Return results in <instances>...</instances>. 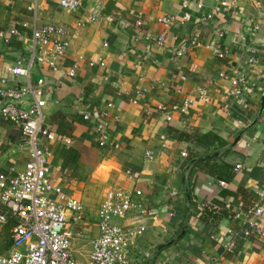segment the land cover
Instances as JSON below:
<instances>
[{
  "label": "crops",
  "instance_id": "obj_1",
  "mask_svg": "<svg viewBox=\"0 0 264 264\" xmlns=\"http://www.w3.org/2000/svg\"><path fill=\"white\" fill-rule=\"evenodd\" d=\"M81 1L83 8L67 11L58 0H0V69L28 59L35 16L39 25L59 24L69 32L70 47L61 68L49 71L36 65L31 75L46 80V123L71 139L69 145L50 143L56 182L74 195L70 180H76L77 164L93 152L103 157L94 172L102 165L117 168L122 174L116 185L142 189L146 212L116 219L145 227L129 253L131 264H264V238L239 236L234 252L223 246L229 229L243 227L244 219L236 214L247 216L264 188V0H226L230 8L221 6L224 0ZM94 7L97 20L78 25ZM186 12L189 20H184ZM163 16L176 20L160 45L157 39L164 27L158 19ZM137 20L143 21L141 28ZM181 47L187 52L178 56ZM217 47L228 50L224 59L216 56ZM80 55L84 60L72 77L67 71ZM91 59L105 65L90 66ZM222 71L245 74L242 95L228 93L233 87L230 78L219 76ZM180 86L181 93L176 91ZM198 86L207 87L209 102L197 101L188 113L176 112L171 121L156 109L195 95ZM110 101L111 134L121 148L101 152L95 115ZM86 111L94 116L86 119ZM208 132L225 144L197 140L196 133ZM22 139L21 126L0 117L1 173L24 168L27 152L20 146ZM68 148L77 154L65 152ZM147 150L153 151V158L146 157ZM207 157L233 165L234 177L224 180L206 170L190 176L193 163ZM128 168L136 180L126 179ZM110 174L109 170L102 178ZM240 187L247 191L245 198ZM96 229L86 258L78 246L80 238L74 241L76 257L83 262L99 234L98 224ZM91 234L85 231L83 239Z\"/></svg>",
  "mask_w": 264,
  "mask_h": 264
},
{
  "label": "built area",
  "instance_id": "obj_2",
  "mask_svg": "<svg viewBox=\"0 0 264 264\" xmlns=\"http://www.w3.org/2000/svg\"><path fill=\"white\" fill-rule=\"evenodd\" d=\"M58 3L67 11H76L84 6L81 0H58ZM221 6L231 7L226 0L221 2ZM198 7L201 9L203 4L199 3ZM96 8L92 9L86 21H80L78 25L94 23L97 20ZM208 17H212V14L209 13ZM189 18L190 13H184V20ZM34 19L28 41V59H20L6 70L0 69V117L21 126L23 139L20 146L27 152L23 169L11 174L0 172V224L5 225L10 221L15 224L12 229V245L5 255L0 256V264H131L129 253L145 227H136L133 223H117L116 219H125L133 213H145L146 210L141 200L142 189H130L123 185L111 186L103 196L98 211L99 234L92 241L88 260L83 262L76 257L74 241L83 237L86 230L78 229L75 225L81 223L84 206L79 198L65 191L56 182L50 144L61 141L69 145L71 139L58 135L46 123V80L43 76L37 79L31 76L32 68L36 65L49 71H58L68 55L70 37L64 26L54 23L39 25L36 16ZM158 20L164 30L157 43L163 45L166 32L176 18L163 16ZM135 24L141 28L143 21L137 20ZM24 26L29 27V24L25 23ZM135 40L139 41V37ZM186 52L187 47H181L177 54L182 56ZM215 53L218 58L224 59L228 50L217 47ZM83 60V55L78 56L68 69V75L74 77ZM89 65L104 66L105 62L91 59ZM219 76L230 78L233 88L228 90L229 94H243V87L247 83L245 74L229 76L222 71ZM176 91L181 93L183 88L180 86ZM197 101H210L206 86H198L195 95L187 94L179 103H161L156 109L167 121H171L176 112L182 115L188 113ZM133 102L136 103V100ZM112 107L113 102L110 101L106 108L95 115L94 132L102 150L121 148V144L111 134ZM92 116V111L84 113L86 119ZM113 118L117 120L118 116L113 115ZM146 157L153 158V151L147 150ZM240 166L237 165L235 169ZM124 175L128 180H136L135 173L130 168L124 171ZM221 184L225 185L226 182L221 181ZM236 217L244 219L243 227L240 231L228 230L229 238L223 245L228 252H234L239 236L264 238V188L258 192L256 203L247 216L237 213ZM187 264L199 263L192 261Z\"/></svg>",
  "mask_w": 264,
  "mask_h": 264
},
{
  "label": "rangeland",
  "instance_id": "obj_3",
  "mask_svg": "<svg viewBox=\"0 0 264 264\" xmlns=\"http://www.w3.org/2000/svg\"><path fill=\"white\" fill-rule=\"evenodd\" d=\"M101 152H103L102 149ZM105 155L106 154L103 156ZM83 157L84 161L79 162L75 170L76 180L74 182H71L70 180V188L74 191V196L82 200L84 206L81 223L76 224L75 226L78 229L85 228L90 234L92 232V236H89L88 238L86 237V239L81 237L77 240L79 248L83 249L82 256L83 258H86V251L91 246L90 238L94 237L97 231V216L103 196L108 188L118 184L117 180L122 173L117 168L105 165H102L100 170L94 172L96 169L95 165L98 162L102 163L103 157L97 158L93 152H87ZM106 163L107 162L104 164ZM109 170L111 173L110 176L102 178V175ZM11 237L12 225L0 224V256L5 255L8 252L11 244Z\"/></svg>",
  "mask_w": 264,
  "mask_h": 264
},
{
  "label": "trees",
  "instance_id": "obj_4",
  "mask_svg": "<svg viewBox=\"0 0 264 264\" xmlns=\"http://www.w3.org/2000/svg\"><path fill=\"white\" fill-rule=\"evenodd\" d=\"M196 136H197V140L201 143H214L215 141H217L219 145L225 144V140L213 132L196 133ZM66 151L72 156L75 153L77 154V150L75 148H68L65 150V152ZM72 156H70V158H72ZM72 159L74 160V158ZM215 159H216L215 157H207V158L196 160L193 163L194 164L193 167L191 168L190 176H192L197 170H206L207 172L211 174L218 175L224 180L232 179L234 177L233 165L226 163V162L218 163L215 161ZM238 192L239 194L242 195L243 198H245L247 191L244 187H240ZM8 224L12 225V229H13V226L15 225L14 222L10 221ZM11 245H12V237H11L10 247Z\"/></svg>",
  "mask_w": 264,
  "mask_h": 264
},
{
  "label": "water",
  "instance_id": "obj_5",
  "mask_svg": "<svg viewBox=\"0 0 264 264\" xmlns=\"http://www.w3.org/2000/svg\"><path fill=\"white\" fill-rule=\"evenodd\" d=\"M28 100H26V102H27Z\"/></svg>",
  "mask_w": 264,
  "mask_h": 264
}]
</instances>
